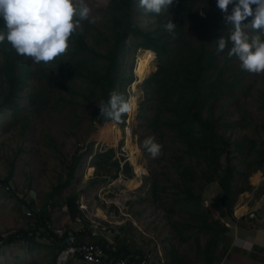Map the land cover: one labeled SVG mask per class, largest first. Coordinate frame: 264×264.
<instances>
[{"label":"rangeland","instance_id":"rangeland-1","mask_svg":"<svg viewBox=\"0 0 264 264\" xmlns=\"http://www.w3.org/2000/svg\"><path fill=\"white\" fill-rule=\"evenodd\" d=\"M194 1L198 9L204 4V0ZM85 2L92 9L88 20L101 30V35L96 37L94 30L88 29L84 37L95 49L105 53L109 44L101 36L112 39L111 26L115 17L110 15L116 12L110 9V0ZM169 20L172 23L179 21L174 32L168 34L169 45L173 46L169 57L174 59L180 53L186 54L187 47L196 43L194 21L182 19L169 9L160 14L145 13L139 7V0H133L130 25L160 31ZM86 22L81 20L77 29L83 30L88 25ZM231 32L227 35L229 40ZM119 34L125 44L123 55L117 57L115 70L119 75L110 90L123 94L131 106L119 122L100 112L94 117L93 110L99 99L89 93L90 84L72 75H64L61 82L55 83L54 79H47L46 74L38 77L37 71L31 72L25 77L23 88L10 96L7 105L0 106V177L10 171V189L0 183V233L33 226L36 212L44 207L50 214L47 221L50 227L58 225L52 218L61 212L66 219L81 215L84 227L88 218H92L109 228V232L103 234L113 247L124 244L133 252H154L161 258L160 264H203L207 257L200 246L211 238L214 242L209 248L222 256L221 251L225 252L228 247L233 221L220 213L223 206L218 201L220 189L217 183H204L199 176L201 158L187 154L183 142L165 122V118H173L172 113L164 118L167 111L157 108L158 95L169 91L170 80L163 82L161 68L158 69V63H165L164 58L139 44L140 36L127 27H121ZM249 34L254 33L250 31ZM231 47L228 44L223 51H217L216 60L219 65L224 64L225 79H232L236 74L238 82L221 89L214 98L203 99V95H199L196 105L203 117L214 119L217 139L226 141H216L224 147L219 150V163H230L239 171L229 180L232 215L252 203L255 212L256 204L264 194V73L243 70L238 57H229ZM144 52L150 57V70L146 75L137 65L138 57ZM60 56L68 57L66 53ZM87 57L101 69L106 61V57L90 53ZM25 58L28 57L21 56V59ZM29 62L32 68L41 66L48 74L55 70L53 61L34 63L30 58ZM47 65H52L53 69H47ZM151 73H155L154 78H149ZM138 77L142 79L137 80ZM5 79L0 71V98L2 88L7 85ZM191 129L196 134L202 130L197 123H193ZM149 136L162 145L156 158H152L143 146ZM240 140L242 146L237 151L235 143ZM133 149L138 151L137 165L130 156ZM257 157L263 163H257ZM74 158L76 162L68 182L52 190L54 184L65 179V166ZM115 160L118 171L112 177ZM124 161L131 169L129 165L128 169L123 167ZM183 165L192 167L189 169L191 177L185 179L196 177L190 179V187L199 193L198 199L186 198L181 189L184 180L177 170ZM258 184L260 190L254 188ZM73 194L77 211L71 217L64 200ZM263 202L257 208L262 216ZM202 210L226 230L214 235L197 232L196 228L185 224L193 221V213ZM39 231L34 229L31 241L19 239L0 243V264H73L70 260L64 261V256L60 255V240L36 235ZM196 239L198 249H195ZM174 250L176 258L171 256ZM219 259L210 264H217Z\"/></svg>","mask_w":264,"mask_h":264},{"label":"trees","instance_id":"trees-1","mask_svg":"<svg viewBox=\"0 0 264 264\" xmlns=\"http://www.w3.org/2000/svg\"><path fill=\"white\" fill-rule=\"evenodd\" d=\"M132 2L133 0H110V9L116 12V14L110 15L115 17L111 26L112 39L108 40V36H101L102 40L109 44L105 53L95 49V46L84 37V32L88 29L94 30V36L96 37L101 35V30L92 25L89 20H86L88 25L85 26L83 30L77 29L69 38V47L66 51L68 57L62 58L58 56L53 60L55 70L51 74H48V71L42 70L43 67L41 66L32 68V64L29 62L30 57L21 59L22 55H18L7 40L0 43V71L6 76L5 81L7 82V85L1 90L0 106L7 105L10 96L23 88V85L26 83L25 77L27 74L37 71L38 77H44L46 74L47 79L52 78L55 83L57 81L61 82L62 76L64 75H72L80 77L87 84H90L91 86L88 87L89 93L99 99L97 107L93 110V116L97 117L100 112L98 107L100 102L102 100L105 103L108 102L111 93L110 89L113 87L114 81L119 75V72L115 70V68H117V57L119 54L121 56L123 55V46L125 44V42L122 41L123 38H119V33L121 27H127L133 34L136 33L140 36L139 44L146 45L153 52L161 54L164 58L165 63H158V69L161 68L163 82L164 80L165 82L170 80L168 84L169 91L162 96L158 95L159 104H157V108L167 111L164 118L170 116V112L172 113L173 118H165V122L173 129L177 139L183 142V150L187 154H194L201 158L199 163L201 172L199 176L204 183H217L220 189L218 201L223 206L226 213L231 216L229 205L232 198L229 180L235 172L239 171L234 169V166L230 163H224V165L219 163V150H224V147L218 143H226V141H224V139H217L213 129L215 126L214 119L210 116L203 117L196 102L199 95H203V99L207 97L214 98L220 93L221 89H225L228 85H235L238 82L236 74L232 79L226 80L224 76V64L219 65L216 60L219 37L223 36L226 39V46H228V44L232 45L227 35L229 31H233V26L225 22L224 14L218 9L216 0H204V4L199 9L194 6V0H173V4L168 8L169 11L179 15L182 19L189 18L194 21L195 24L193 27L195 33L193 37L197 38V41L195 44H190L187 47L188 52L186 54L180 53L178 58L171 59L169 54H171L173 46L169 45V32L165 30L164 26L162 30L157 31L155 28L142 30L135 24L130 25L129 17ZM231 7L230 5L229 12L231 11ZM251 19L252 18L249 17L246 23L250 22ZM178 23L179 21H175L174 24L176 25ZM158 26H160V24H158ZM0 30L6 31L2 18H0ZM89 53L94 56L106 57L102 69L87 57ZM46 67L49 70L53 69L52 65H47ZM151 74L149 78H154L155 73ZM238 74L239 72L237 75ZM175 86H178V88H175ZM183 92L186 93L184 94ZM208 106H210V103H208ZM262 108L264 109L263 106ZM193 123H197L201 126L202 130L198 134L191 129ZM216 141L218 143H216ZM235 146L236 150L240 151L242 140L236 142ZM255 161L257 163H263L260 157H257ZM75 162L76 158L65 166V179L61 183L54 184L52 190H56L68 182L72 176ZM113 163H115L116 167L111 174L112 177L116 176L118 171L116 160L113 161ZM128 165L129 163L126 164L125 161L123 162V167L125 169H128ZM129 167L131 169L130 165ZM191 168L192 167L183 165L177 170V174L184 180L182 181L183 187H181V189L184 191L185 197L198 199L200 196L199 193L195 192L190 187V179L192 180L196 177L185 179L188 178V176L191 177L192 172L189 170ZM9 176L10 171H8L6 175L0 177V183L10 189ZM240 188L241 187L237 190H240ZM20 200L31 209L29 203L24 202L22 198ZM64 201L69 215L73 217V214L77 211L76 203H74V194L66 196ZM192 215L194 217L193 221L186 222L185 224L187 226H193L198 230L197 232L202 231L215 235L219 232L223 233L226 230L225 226L218 220L212 218L205 210L195 212ZM35 216L36 219L33 221V226L27 228L20 227L13 231L6 232L5 234L0 233V243H10L19 239L31 241L35 235L34 229H38L39 231L41 227H43V230L37 232L36 235L50 236L55 240H60V236H56L45 226V220L50 219V214L44 207L39 208ZM28 230H31V232L28 233ZM90 241L100 244L105 252L113 257H122L128 254L141 252L140 250H134L135 252H133L124 244L112 249L111 244L100 235L92 236ZM195 242V249H198L199 243L197 239ZM212 242L214 241L208 238L205 240L202 247L200 246L202 254L207 257L203 264H210L213 260H217L221 256L216 255L215 252L209 248ZM62 245L63 243L61 242V247ZM222 253L223 251H221V254ZM171 256L173 258L177 257L175 250L171 253ZM65 264L67 263L65 262Z\"/></svg>","mask_w":264,"mask_h":264},{"label":"clouds","instance_id":"clouds-1","mask_svg":"<svg viewBox=\"0 0 264 264\" xmlns=\"http://www.w3.org/2000/svg\"><path fill=\"white\" fill-rule=\"evenodd\" d=\"M172 4L173 0H139L145 13L160 14ZM216 5L225 22L233 26L229 57H238L240 67L247 72L264 73V0H216ZM91 12L85 0H0V18L6 29L0 30V43L7 40L18 55L30 57L34 63L51 62L66 53L69 38L80 27L81 20L89 19ZM249 17L251 21L244 23ZM164 28L173 33L176 25L169 20ZM250 31L254 34L250 35ZM226 44V39L220 36L217 50L223 51ZM98 107L101 115L115 122L131 108L123 94L116 91L110 93L107 103L102 100ZM143 146L152 158L161 153L162 145L153 136L147 137ZM232 246L244 247L245 242L236 237Z\"/></svg>","mask_w":264,"mask_h":264},{"label":"built area","instance_id":"built-area-1","mask_svg":"<svg viewBox=\"0 0 264 264\" xmlns=\"http://www.w3.org/2000/svg\"><path fill=\"white\" fill-rule=\"evenodd\" d=\"M26 214H30V211H26ZM240 215L247 219L254 217L255 212L251 207H248ZM73 220L79 224L82 223V225L76 228L63 225L50 227V224L47 222L48 220H45V226L56 236H60V240L63 243L60 255L64 256V261L70 260L73 264H160L161 258L159 255L151 251H142L122 257L108 255L100 244L90 240H84L80 237V232L83 231L84 227L83 217L81 215H75ZM31 225H34V223ZM86 227L91 236H97L103 231L109 232V228L103 223L92 218H88ZM30 232L31 230H28V233Z\"/></svg>","mask_w":264,"mask_h":264},{"label":"crops","instance_id":"crops-1","mask_svg":"<svg viewBox=\"0 0 264 264\" xmlns=\"http://www.w3.org/2000/svg\"><path fill=\"white\" fill-rule=\"evenodd\" d=\"M254 188L256 190H260V184L254 185ZM263 199L264 194L258 200L256 204L255 215L252 218L246 219L240 214L248 207H251L253 209V203V206L247 205L243 210H241L242 212H232L233 217H231L232 215H228L224 208L220 211L221 215L227 217L229 216V219L233 221V225L231 228L232 234L231 236H229L228 247L225 252L222 253L221 258L219 259V261H217V264H222V262L223 264H264V216H262V214H258L260 212H258L257 210V208H259L258 205L263 202ZM262 213H264V211ZM52 219H54L53 221L58 223V225L62 224L63 226H70L74 228L80 227V225H82V223L79 224L75 222L73 218L66 219L65 214L62 212L59 216L53 217ZM224 220H226V218ZM88 232V228L83 227V231L80 232V237H82L84 240H90L91 237L88 236ZM103 232H101V234L99 235L102 236L107 242H110V240H107V236L104 235ZM236 237H239L242 241L245 242L244 247L232 246V241ZM111 247L112 249L114 248L112 245Z\"/></svg>","mask_w":264,"mask_h":264},{"label":"bare ground","instance_id":"bare-ground-1","mask_svg":"<svg viewBox=\"0 0 264 264\" xmlns=\"http://www.w3.org/2000/svg\"><path fill=\"white\" fill-rule=\"evenodd\" d=\"M148 51H151L150 49ZM152 52V51H151ZM148 52H144L143 54H141V56L138 57V62L137 65L140 67V69L142 70V72L146 75L149 70H150V65H149V61H150V57L148 56ZM136 77V75H135ZM138 79H142L141 77H138ZM130 100V99H129ZM131 101V100H130ZM136 105V104H135ZM134 108V107H133ZM127 144V143H126ZM138 155V151L133 149L130 151V156L132 158V162L134 165H137L136 163V156ZM240 212V211H237Z\"/></svg>","mask_w":264,"mask_h":264}]
</instances>
